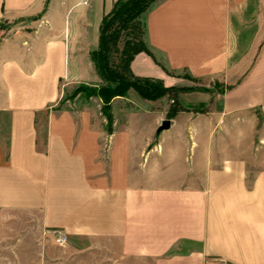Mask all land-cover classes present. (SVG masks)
<instances>
[{
	"label": "crops",
	"instance_id": "obj_1",
	"mask_svg": "<svg viewBox=\"0 0 264 264\" xmlns=\"http://www.w3.org/2000/svg\"><path fill=\"white\" fill-rule=\"evenodd\" d=\"M84 1L0 0V264H264V0L153 4L130 70L174 89L112 99L111 132L60 105L114 2Z\"/></svg>",
	"mask_w": 264,
	"mask_h": 264
},
{
	"label": "trees",
	"instance_id": "obj_2",
	"mask_svg": "<svg viewBox=\"0 0 264 264\" xmlns=\"http://www.w3.org/2000/svg\"><path fill=\"white\" fill-rule=\"evenodd\" d=\"M158 1L114 0L111 9L102 16L98 45L90 53V58L94 73L102 82L94 95L101 99V112L106 115L108 132L112 130L113 117L109 110L115 97L125 96L128 90L133 89L144 98L153 100L174 89L164 86L159 80L134 76L130 70L136 54L145 52L152 56L144 41L140 15ZM112 55H115L114 66L109 64ZM81 86L85 85L78 87ZM75 94L76 91L70 97Z\"/></svg>",
	"mask_w": 264,
	"mask_h": 264
},
{
	"label": "rangeland",
	"instance_id": "obj_3",
	"mask_svg": "<svg viewBox=\"0 0 264 264\" xmlns=\"http://www.w3.org/2000/svg\"><path fill=\"white\" fill-rule=\"evenodd\" d=\"M142 15H143V13L140 15V19L142 18ZM112 63V65L114 66V64H115V55H112V57H111V59H110V62H109V64H111ZM102 82L97 78V77H94V80H93V82H92V84L91 85H85V86H81V87H76L74 90H72L71 92H70V94H67V96L65 97V99L60 103V105H63L64 103H66V101H72V99H74V98H80L81 100H83L84 101V99L85 98H87V99H89V98H91V97H98V96H96V95H94V93L96 92V90L98 89V87H99V85L101 84ZM218 84H217V82L216 81H212L211 82V85H210V87H215V86H217ZM193 86H197L198 87V89L199 88H203L204 86H202V85H200V84H195V85H193ZM74 91H76V94L73 96V97H70V95L74 92ZM171 92V91H170ZM126 95L128 96V99L131 101V102H122V101H118V105L119 106H127V107H129V105H131L132 103H134V102H137V100H139V98H140V94L139 93H137L135 90H133V89H130V90H128V92L126 93ZM125 95V96H126ZM166 95V94H165ZM141 97H143V96H141ZM163 97V96H162ZM144 98V97H143ZM146 99V98H145ZM171 99H173V101H171L170 102V100ZM150 100V99H149ZM161 103H163L164 105H166V108H169L170 106H172L173 107V109H178V106H177V100H176V97L172 94V93H170V95L169 96H166L164 99H162V101H161ZM101 106H102V102H101ZM58 107H60V106H58ZM109 113L110 114H112V106L110 105V110H109ZM105 117H106V115H105V113L103 114ZM13 230H11V229H9V228H6V227H2L1 229H0V237H4V238H7V236L8 235H14L13 234V232H12ZM3 249H5V248H3ZM4 251H6V249L4 250Z\"/></svg>",
	"mask_w": 264,
	"mask_h": 264
},
{
	"label": "built area",
	"instance_id": "obj_4",
	"mask_svg": "<svg viewBox=\"0 0 264 264\" xmlns=\"http://www.w3.org/2000/svg\"><path fill=\"white\" fill-rule=\"evenodd\" d=\"M84 3H86V0L84 1ZM66 241V236L64 234L59 233L58 237H57V242H59L60 244L64 243ZM223 264H228V263H223Z\"/></svg>",
	"mask_w": 264,
	"mask_h": 264
},
{
	"label": "water",
	"instance_id": "obj_5",
	"mask_svg": "<svg viewBox=\"0 0 264 264\" xmlns=\"http://www.w3.org/2000/svg\"><path fill=\"white\" fill-rule=\"evenodd\" d=\"M169 125H170V121L168 119H165L161 122L159 130L167 129Z\"/></svg>",
	"mask_w": 264,
	"mask_h": 264
}]
</instances>
